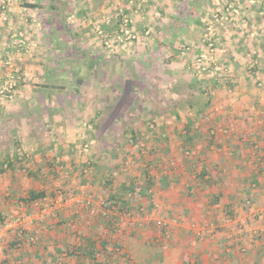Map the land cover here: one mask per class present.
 Masks as SVG:
<instances>
[{
    "label": "rangeland",
    "instance_id": "rangeland-1",
    "mask_svg": "<svg viewBox=\"0 0 264 264\" xmlns=\"http://www.w3.org/2000/svg\"><path fill=\"white\" fill-rule=\"evenodd\" d=\"M229 4L239 13L221 24L213 15ZM206 7L197 42L181 50L167 43L138 49L144 14L137 39L115 42L117 3L113 12L77 16L81 24L60 31V42H36L25 56L28 68L24 57L18 86L33 95L0 105V151L16 150L14 163L22 171L0 173V205L8 208L0 212V226L21 219L4 236L0 264L16 249L56 255L51 261L31 258L35 264H198L203 255L207 264H247L254 258L253 245L264 236V178L255 182L251 171L264 168V95L255 94L264 91V0H209ZM248 9L258 11L255 23ZM103 17H110L108 27ZM45 18L40 15L43 25ZM60 20L50 24L60 26ZM209 21L221 69L200 78L189 66L203 48ZM96 23L113 47L95 32ZM230 24H236L233 32L262 25L245 32L254 34V46H247V64L238 75V61L230 56L244 49L233 43L228 50L222 38ZM147 36L159 41L153 31ZM254 61L259 66L252 67ZM0 64L1 79L7 67ZM25 72L33 77L26 79ZM246 72L260 79L240 81ZM188 119L192 143H184ZM23 134L30 138L20 139ZM204 167L209 175L200 177ZM11 177L19 182L5 195L4 180ZM122 181L135 191L148 189L149 197L126 209L114 206L109 195ZM30 189L46 197L27 204ZM20 230L23 237L12 249ZM50 232L55 238L48 245L42 236ZM89 242L96 244L95 254Z\"/></svg>",
    "mask_w": 264,
    "mask_h": 264
},
{
    "label": "crops",
    "instance_id": "crops-1",
    "mask_svg": "<svg viewBox=\"0 0 264 264\" xmlns=\"http://www.w3.org/2000/svg\"><path fill=\"white\" fill-rule=\"evenodd\" d=\"M1 1V0H0ZM8 1V9H7V20H3L0 16V63L2 62L1 59V52L6 44V42L10 39L12 34L11 31H17V32H24L26 36L32 41V42H45L50 43L52 40L61 41L60 31H63L64 29H69L71 26L70 23L73 22V24H81L80 18H77L79 15L83 16H97L101 13L106 12H113V6L114 3H117L121 5H125V0H7ZM217 1V0H216ZM209 3V0H147V2L144 4V16L143 19L140 21V26L142 27L141 33L143 35L142 40L137 41V47L138 49H142V52H146L147 46L152 44L156 46H166L171 45L174 48H178L181 50V46L183 44H189L194 40L197 42L198 37L196 36V31L200 29L201 18L206 10V4ZM125 8H128V5L125 6ZM253 9V8H252ZM248 9V15L252 17H255L254 23L259 18L257 16L258 11ZM250 11V12H249ZM206 13V12H205ZM56 16H60L62 20H60V26H53L50 24L51 21H54ZM40 15H44L45 18V25L42 24V21L40 20ZM35 16H39V19H37ZM141 19V18H139ZM204 19V18H203ZM139 25V24H138ZM236 24H230L229 33L223 34V42H225L227 45H229L228 50H233V43L239 44L241 50L244 49V51H234L232 53V56H230L234 61H238V63L235 62L236 66H239L240 69L237 70L243 73L244 66L247 64L246 57L244 56L245 51H247V46L251 47L254 46V39H253V33L247 34L245 36V32L249 33L254 32V28L262 27V25H252V27L245 29L243 31H232L234 29L233 26ZM53 26V27H52ZM151 29L153 31V34H156L155 38H157L159 41L157 42L156 39H151L150 41H147L148 36L145 34V30ZM245 27V26H244ZM228 31V30H227ZM231 31V32H230ZM57 33L55 35L54 33ZM256 32V31H255ZM237 34V36H236ZM146 35V36H145ZM198 35V33H197ZM245 41V42H244ZM253 41V42H252ZM256 43V42H255ZM37 44V43H36ZM226 45V46H227ZM238 45V46H239ZM180 47V48H179ZM234 47H237V45H234ZM165 48V47H164ZM179 50V51H180ZM179 56L180 52H179ZM178 56V57H179ZM235 56V58H233ZM229 60V59H228ZM231 60V59H230ZM25 57V64L28 68V61L26 62ZM174 63V62H173ZM1 65V64H0ZM243 66V67H242ZM32 68V66L29 67V69ZM1 71V67H0ZM27 75L26 79H31L33 77V73H26ZM250 78L251 80H255V78L250 77L249 74L246 72V75H242V78L240 76V81L243 80L244 77ZM260 79V77L257 75L256 80ZM247 88V87H246ZM239 92L242 94V99L245 101V97L248 94H245V85L242 87V84L238 86ZM33 92L28 90V88H19L17 90L15 100L24 99L25 97H31ZM259 93L261 95H264V91L262 92H255ZM7 104L10 102H6ZM5 103V104H6ZM258 112V111H256ZM257 118V117H256ZM29 134V133H28ZM20 139H24L27 141L30 137L26 134H23ZM27 138V139H26ZM264 138V135L260 137L259 139ZM0 151V162H2L5 158L8 156L12 159L15 156L17 157L18 153L15 150L11 154L7 153L4 154ZM245 155L242 154V157ZM2 158V159H1ZM13 158V159H14ZM254 158V157H253ZM43 172L44 169H41ZM252 171V174L254 175V181L262 183V180L264 178V168H254ZM8 172V175H20L21 170H19L18 166L14 163L11 168L5 169V171L1 170V164H0V173L6 174ZM263 174V176H262ZM11 178H7L5 181V184L3 185V191L5 192V195H9V192L11 189L15 188L17 186V183L19 181H11ZM258 179V180H256ZM23 182V181H22ZM34 190V189H30ZM29 190V191H30ZM219 195V194H218ZM2 203V202H1ZM14 207L11 208V211L15 209L16 207H19L18 204L13 205ZM7 206L3 203L0 205V212L7 211ZM62 236V233L59 234ZM55 236L53 233L43 234L42 240L46 241L45 244L53 243ZM59 238V237H58ZM261 242H257L255 245L256 248H253L251 252V256L254 258L250 259L249 262H246L247 264H251V261L254 259H258V264H264V236L261 237ZM55 251H60V247L56 246ZM62 249V248H61ZM19 250H13L11 253L6 254L3 258L2 264H22V261L27 258H33L37 259L41 262V260H52L56 257L54 255L55 253L50 251L49 253L45 251V249H36L27 252ZM199 252V251H198ZM27 256H26V255ZM204 255L201 258V261H198V264H207L204 259ZM251 258V257H250ZM46 264V263H45Z\"/></svg>",
    "mask_w": 264,
    "mask_h": 264
},
{
    "label": "built area",
    "instance_id": "built-area-1",
    "mask_svg": "<svg viewBox=\"0 0 264 264\" xmlns=\"http://www.w3.org/2000/svg\"><path fill=\"white\" fill-rule=\"evenodd\" d=\"M128 8L121 7L117 12V18L119 22L118 32L115 35V42L117 43H128L130 44L132 41L137 39V21L143 15L144 12V4L147 0H125ZM8 1L1 0L0 1V16L3 20H7V9H8ZM233 13H239V10L234 7L232 4H229L225 11L221 13L214 14L213 17L216 21H219L223 24L224 21L228 20V16ZM110 17H103L102 23L108 27L110 24ZM213 21H209L207 26L205 27L203 34V48L201 51L194 57L189 66L190 70L194 75L205 78L207 76L214 77L218 73L220 68L218 57H217V48L215 43V32H214V24ZM95 32L98 35L104 36V44L111 48L114 46L111 39L108 38L104 34V30L101 24L95 25ZM151 33V29H146L145 34L149 35ZM37 44L32 42L25 33H14L11 35L6 45L3 47L2 55H3V63L7 67V72L0 79V105H4L6 102H11L15 99L18 86L20 81L22 80L23 70L22 63L24 61V57L33 51ZM190 50L189 46L184 47V53ZM259 66L258 61H254L252 67ZM21 219L17 218H8L4 226H0V254L4 251V236L6 232L9 231L12 227L20 225ZM23 230L18 232V236H22ZM1 259V258H0Z\"/></svg>",
    "mask_w": 264,
    "mask_h": 264
},
{
    "label": "trees",
    "instance_id": "trees-1",
    "mask_svg": "<svg viewBox=\"0 0 264 264\" xmlns=\"http://www.w3.org/2000/svg\"><path fill=\"white\" fill-rule=\"evenodd\" d=\"M80 79V78H78ZM209 103V101H207V104ZM192 127H193V121L191 119H188V123L185 127V138H184V143H192L194 141V134H192ZM134 136V133H133ZM18 160V156L14 159H11L9 156L7 158H5L2 162H0L1 164V170L5 171V169H7L8 167L11 168L14 164V160ZM208 171L207 168L204 167L203 170L200 172L199 176L200 177H206L208 176ZM104 184L105 185H111L112 182L109 179H105L104 180ZM116 189H118V192H114L113 194L109 195V199L111 200V203L115 206V205H119L121 208H129L131 202L134 200L136 202H139L141 198H146L149 197V191L148 189H141L140 191H135L132 190V188L129 186V184L126 181H122L120 182V184L117 185ZM117 193V194H116ZM46 197V193L44 191L41 190H30L27 194L26 197L23 198V201L27 204L33 203V202H37L42 200L43 198ZM215 200L218 199V196H214ZM23 236H18L16 238H14L13 242H11V246L12 249H14V247H16L17 242H19V240H21L20 238H22ZM90 245V251L95 254V250H96V244L94 242H89ZM22 264H35L32 263L31 258L29 257L28 259H24L22 261Z\"/></svg>",
    "mask_w": 264,
    "mask_h": 264
},
{
    "label": "water",
    "instance_id": "water-1",
    "mask_svg": "<svg viewBox=\"0 0 264 264\" xmlns=\"http://www.w3.org/2000/svg\"><path fill=\"white\" fill-rule=\"evenodd\" d=\"M80 82H81V80H80Z\"/></svg>",
    "mask_w": 264,
    "mask_h": 264
}]
</instances>
